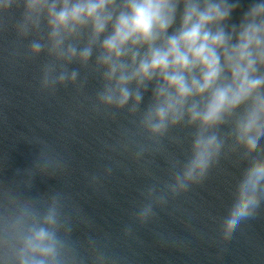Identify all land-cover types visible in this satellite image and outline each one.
<instances>
[{
	"label": "clouds",
	"instance_id": "clouds-1",
	"mask_svg": "<svg viewBox=\"0 0 264 264\" xmlns=\"http://www.w3.org/2000/svg\"><path fill=\"white\" fill-rule=\"evenodd\" d=\"M240 6V0H0V32L15 31L25 58H44L42 90L72 85L83 94L98 82L85 96L91 110L113 121L126 114L115 142L105 145L110 151L136 161L166 154L169 179L152 176L156 183L140 190L143 200L132 213L139 225L203 183L222 158H234L240 174L220 223L230 240L264 213V0H254L234 23ZM176 129L191 131L183 137ZM186 140L180 160L169 145ZM113 163L120 162L106 164L104 175ZM65 167L42 143L23 173L33 178ZM22 183L30 188L32 179ZM123 231L133 233L130 225ZM71 233L59 191L34 198L0 192V264H89ZM88 244L91 264H117L93 238Z\"/></svg>",
	"mask_w": 264,
	"mask_h": 264
},
{
	"label": "water",
	"instance_id": "water-1",
	"mask_svg": "<svg viewBox=\"0 0 264 264\" xmlns=\"http://www.w3.org/2000/svg\"><path fill=\"white\" fill-rule=\"evenodd\" d=\"M253 2L240 0L232 22L238 23ZM23 52L13 29L0 32V192L11 189L29 198L62 193L71 238L89 264L94 255L89 237L117 264H264V213L243 224L230 240L221 234L231 188L240 174L234 158H222L203 183L170 199L152 220L139 225L132 213L143 200L140 190L156 183L152 176L169 179L166 154L136 161L130 153L110 151L105 145L115 142L126 114L113 121L91 110L85 96L94 94L98 82L91 80L83 94L72 85L55 93L42 90L44 58L28 59ZM190 131L176 129L173 134L188 137ZM42 143L58 153L66 167L55 174L37 171L32 178L23 172L34 166ZM187 148V140L183 146L169 145L180 160ZM113 161L120 163H113L112 174L104 175V166ZM92 175L100 181L92 182ZM29 179L31 187H24L22 181ZM129 225L133 233L125 235Z\"/></svg>",
	"mask_w": 264,
	"mask_h": 264
}]
</instances>
